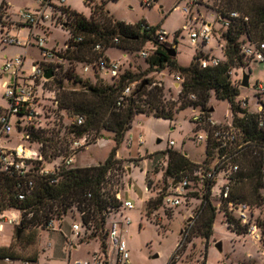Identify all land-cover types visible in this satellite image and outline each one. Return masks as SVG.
Masks as SVG:
<instances>
[{
    "label": "rangeland",
    "instance_id": "rangeland-1",
    "mask_svg": "<svg viewBox=\"0 0 264 264\" xmlns=\"http://www.w3.org/2000/svg\"><path fill=\"white\" fill-rule=\"evenodd\" d=\"M146 0H66V4L72 9L91 17L98 11V6L103 4L106 9L116 18L132 24L146 22L148 25L164 29L169 33V38L176 44V59L179 65H189L195 54L203 51L216 56L224 57L219 48V42L226 45L223 36L226 27L223 26L217 8L220 0H153L148 5ZM2 0H0V3ZM6 16H3L4 24L10 27L25 25L21 21L19 11L25 8L34 9L38 6L37 0H4ZM10 4H9V3ZM202 22H212L214 24V37L209 43L199 41L192 43L190 38V29L185 26L199 27ZM1 30V28H0ZM28 27L23 30V38L28 34ZM37 33L41 30L37 29ZM141 33H145L142 27ZM31 33V37H32ZM69 31L60 26L54 25L47 32V41L44 49H53L58 52L64 50L67 41L70 38ZM34 41L36 38H33ZM59 42V43H58ZM140 45V42L137 43ZM155 42L152 39H146L139 51H128L118 47H109L106 51L108 57L112 60H118L122 64L121 72L131 71L141 75V81L146 77H152L163 84L164 93L168 100H177L182 90V82L175 78V71L168 68L147 72L149 64L147 57L141 54L146 51L150 56L153 52ZM18 55L25 56L24 68L29 70L33 62H40L46 59L45 52L34 42L28 46L19 44H6L0 42V108L3 105L8 106V99L5 97L3 82L10 78L9 72L3 70V64L7 57L14 58ZM70 64L66 63V67ZM72 66V65H71ZM84 63H73L74 71L83 79H90L96 82L97 78L103 79L108 84L115 82L114 76L106 70L91 68L89 71L83 69ZM243 67H235L234 72L242 75ZM249 69V67H248ZM252 71L249 87H241L239 99H249L246 108L249 111L258 109L255 84L257 81L264 82V62H250ZM175 82L180 84H175ZM51 84V83H50ZM47 87L55 88L54 82ZM67 88H80V84L72 82L64 83ZM55 99L57 93H55ZM50 91H46L45 98L37 104V110L40 113L39 121L47 130L54 127L63 128L73 124V116L66 110L56 109ZM210 105L214 107L212 117L217 122H224L226 118H233V113L228 100L212 97ZM195 113L194 107H186L175 112L173 118H164L154 115L152 112L136 113L131 127L127 130L124 140L118 145L115 135L112 131L102 129L101 136L97 141L92 142L75 156L77 166L97 165L105 162L116 148L117 158L121 160V165L116 164L117 170L108 184V192L112 195L119 191L123 199H130L134 202V208L120 209L115 208L113 213L108 214L107 221H119L130 218V223L125 225L130 250L131 264H168L171 257L175 255L176 264H264V206L256 208L255 221L261 225L257 233L260 238L253 237L249 233L237 234L226 225V216L224 212H216L217 217L213 226V234L206 239L201 232L202 217L205 210L202 209V198L196 191L198 186L193 184L187 191V202H183L177 207L168 206L164 200L157 208L149 207V200L157 199L159 196L174 192L171 189V177L166 175V170L157 166L156 160L162 156L168 155L169 149H176L187 153L191 161L197 164L203 163L207 158V144L205 141H198L194 138L196 124L192 120ZM13 129L9 136L0 132V146L13 148L18 143H24L30 146L27 140L22 139L23 130L17 126L18 116H13ZM38 121V122H39ZM23 126L28 123L22 121ZM49 134V133H48ZM143 136L144 142L139 143V136ZM134 137L132 145L128 144V139ZM158 139L161 141L158 142ZM174 140L175 145L170 146L169 141ZM33 148H39L38 143L32 144ZM56 158L48 165L53 166L59 162ZM119 167V168H118ZM147 176V177H146ZM151 181L152 190H146V184ZM221 182V181H220ZM219 184V182H218ZM218 186L216 187V191ZM206 209V208H205ZM80 215L76 210L68 212L63 228L68 238H72L76 249L71 252V259L91 258L95 251L101 249V242L92 236L93 227L86 228L83 231L87 235L78 240L72 236L71 224L74 217ZM35 239L31 242V231H24L23 241L17 240L18 224H7L5 230L0 235V245H12L15 253L24 259H32L40 253L39 264H45L44 258H47L52 252L47 249L48 241L57 243L62 237L57 231H49L45 227H36ZM33 230V231H34ZM21 233V231H20ZM84 236V232H82ZM66 239H64L65 246ZM62 240V239H61ZM220 244V246H219ZM68 259V252L65 260ZM55 259L50 263L58 264ZM65 260L59 264H65ZM0 264H8L0 258ZM21 264V263H16Z\"/></svg>",
    "mask_w": 264,
    "mask_h": 264
},
{
    "label": "trees",
    "instance_id": "trees-1",
    "mask_svg": "<svg viewBox=\"0 0 264 264\" xmlns=\"http://www.w3.org/2000/svg\"><path fill=\"white\" fill-rule=\"evenodd\" d=\"M217 12L222 19L229 17L230 12L238 11L240 16L230 18V24L223 32L226 40L224 57L217 65L203 67L200 63L202 57H208L203 51L195 54L192 62L187 66L178 64L176 55H171L168 47L174 44L157 42L155 32L158 28L148 25L146 22L132 24L124 20L116 19L103 4L98 6V11L91 17L72 9L70 6L58 7L53 10L54 16H58L57 25L66 28L70 33L67 48L60 52L68 63L64 76L55 78V91L59 99L60 108L71 116L83 115L85 123L76 125L73 123L60 129L52 130L28 128L31 140L43 143L45 155L54 153L59 146H67L72 134L83 135L87 132L101 136V130L112 131L119 145L125 138L127 130L131 127L133 118L139 112H152L154 115L164 118H173L176 111L186 107H201L210 110L211 98L228 100L233 113L234 122L241 127L245 136L258 146H264V128L259 126V113L249 111L238 103L241 94L240 82H233L229 71L233 67L250 69L252 60L241 52V44L246 40L251 43L264 41V0H220ZM5 2L0 3V22L7 15ZM245 17H248L246 19ZM142 27L145 33H141ZM81 36L82 40H76ZM117 39V40H116ZM146 39H152L156 48L147 57L149 68L179 73L184 81L182 90L177 100H168L164 93L163 84L159 85L152 77H146L148 81L140 89L141 83L133 93L125 96L118 104L124 88L132 81L141 79V74L126 71L114 77L113 84L106 83L97 78L96 82L83 79L73 68V63H92L98 61L103 54L95 49L96 44L101 43L104 50L109 47H118L123 50L139 51ZM140 42V45L137 43ZM177 52L176 46H174ZM259 62H264L259 61ZM72 65V66H71ZM143 79V80H145ZM65 82L80 84V88H67ZM142 82V81H141ZM194 95L195 98H191ZM49 133V134H48ZM121 160L117 158L116 148L105 162L97 165L76 166L64 169L62 177L56 184H51L44 177H36L32 191L25 199L20 200L16 195L15 176L4 175L1 177L2 192L0 193V209L14 208L21 211V222L18 225L21 233L17 240L22 242L24 231H31V242L35 239L36 227H44L52 218L66 216L76 206L83 212V224L93 227L92 236L106 246L108 221L107 216L115 208H119L121 202L115 195L103 192V187L108 186L107 175L112 170H117L116 164ZM121 165V164H120ZM199 164L194 163L185 153L176 150H168V166L166 175L171 179H181L194 171ZM119 168V167H118ZM264 158L263 151L254 153L248 151L242 159V171L233 185L232 197L247 201L256 207L264 206ZM110 183V181H109ZM91 194V195H89ZM164 200V195L157 199L149 200V207L157 208ZM202 209L205 210L202 217L201 232L206 239L213 234V226L217 217L212 203L206 199L202 201ZM206 208V209H205ZM226 225L237 234L247 233L244 226L231 213L225 212ZM259 228L261 225L259 224ZM34 230V231H33ZM63 240L66 238L62 235ZM0 257L20 258L12 245L0 246ZM37 261V257L32 258ZM175 255L168 264H176Z\"/></svg>",
    "mask_w": 264,
    "mask_h": 264
},
{
    "label": "built area",
    "instance_id": "built-area-1",
    "mask_svg": "<svg viewBox=\"0 0 264 264\" xmlns=\"http://www.w3.org/2000/svg\"><path fill=\"white\" fill-rule=\"evenodd\" d=\"M153 0H146L148 5H151ZM38 6L34 9L25 8L19 11L21 21L28 25L29 32L23 38L22 34L13 32V28L7 24H0V42L6 44H19L22 46H28L36 42L41 46L45 52L46 59L44 61L33 62L30 69L27 70L25 66V56L18 55L14 58L7 57L3 64V70L9 72L10 78L3 82V88L5 91V97L8 99L9 105H3L0 108V132L9 136L13 129L12 117L18 116L17 126L23 130L22 139L27 140L30 146H25L24 143H18L13 148H6L0 146V193L2 192L1 177L6 175L15 176L18 181L16 184V195L20 200L26 198L30 191H32L35 185L36 177H44L48 179L51 184H56L62 177L64 169L76 167L75 156L77 153L91 144L97 141L99 137L95 133H85L83 135L72 134L68 140L67 146H59L54 153L45 155L43 152V143L39 141L31 140L30 132L28 128L34 126L36 129H45L44 125L39 121V115L41 112L37 110L36 105L41 103V99L45 98L46 91H50L52 97H54L55 107L59 109V102L55 99V88L47 87V84H52L55 78H61L64 76L66 70V63L68 61L59 55L64 50L58 52L53 49H44L43 46L47 41V32L50 28L57 24L60 15L54 16L53 10L58 7H66V0H37ZM240 13L238 11H232L229 17L224 18L223 26L226 28L230 24V18L238 17ZM248 19V17H245ZM190 29V38L192 43L202 41L203 43H209L214 35V24L212 22H202L199 27L185 26ZM41 30V33H37L36 30ZM31 33L34 34L31 37ZM156 40L160 43L176 44L169 38V33L164 29H157L155 32ZM220 37L223 38L221 32ZM33 38H36L34 41ZM76 40H82L79 36ZM117 40V39H116ZM224 42L226 41L223 38ZM219 48L225 50L226 45L219 42ZM156 48L154 46L153 50ZM95 49L99 52L103 51L98 61L92 63H84L83 69L89 71L92 67L98 70H106L112 76L117 77L121 73L122 64L118 60H112L106 54L104 47L101 43L96 44ZM241 52L246 58L252 61L264 60V41L251 43L244 41L241 44ZM144 56H149L146 51H141ZM222 59L218 56L210 55L202 57L200 63L203 67L209 65H217ZM76 63V62H75ZM70 64V63H69ZM233 67L229 73L233 82H242V75H237L234 72ZM48 69H52L53 75L46 77L45 72ZM243 71H248L244 68ZM249 72V71H248ZM251 74V73H250ZM175 78H178L180 82L184 81V78L180 74H174ZM140 80L130 82L123 90L122 96L119 98L118 104L125 96H129L133 93L136 87L140 84ZM50 84V85H51ZM180 84V83H178ZM162 85V83H159ZM256 97L258 101V109L252 112L259 113V126L264 128V82L257 81L255 84ZM191 98H195L194 95ZM238 103L242 107H246L249 103L248 98L243 100L239 99ZM195 113L192 116V120L195 122L196 127L194 132V138L198 141H205L207 144V158L199 164L193 172L188 173L181 179H171L172 193L164 194V202L170 207H177L183 202H187L188 188L193 184L198 186L196 191L206 201H210L214 206L216 212H229L240 223L247 226V233L250 232L253 237L260 238L259 226L255 221L256 206L247 201L240 200L232 197V188L236 180L239 178L242 171V159L248 151L254 153L263 151L264 158V146H258L252 140L245 136L244 131L233 120V118H226L224 122H217L212 117V111L204 110L201 107H194ZM26 120L27 125L23 126L22 121ZM39 121V122H38ZM73 123L76 125H83L85 123V117L83 115H75ZM134 137L128 139V144L132 145ZM138 141L140 144L144 142L143 136H139ZM38 143L39 148H33L32 144ZM170 146L175 145L174 140L169 141ZM23 149V150H21ZM119 156V154L117 153ZM60 158V161L53 166H49L50 162H53L56 158ZM157 166L162 169L168 166V155L160 157L156 160ZM264 174V169H263ZM114 175V170H110L107 175V184ZM147 177V176H146ZM221 181V182H220ZM219 182V184H218ZM152 182L149 180L146 184V190H152ZM218 189L216 191V187ZM108 190L107 186L103 187V192ZM91 195V194H89ZM116 199L121 202L120 209L134 208L135 204L130 199H123L121 193L116 191L114 194ZM264 199V191L262 193ZM76 210L79 217H74L71 224L72 236L78 240L83 239L87 233L83 231V212H81L76 206L72 207ZM113 213L112 211L109 214ZM21 211L14 208L0 209V235L5 230L7 224L19 225L21 222ZM66 216L52 218L44 227L49 231H59L67 238V248H73L74 242L72 238H68L67 233L63 228V223ZM130 218H125L122 221L117 219L108 223L107 236L105 238L106 246H102L101 249L95 251L91 258H79L73 261V264H131L130 250L128 248V240L126 235L125 225L129 224ZM87 228V227H86ZM84 232V236H82ZM101 242V241H100ZM52 246V242L47 243V247ZM7 260L11 258L6 257ZM23 264H39L38 261L33 259H24Z\"/></svg>",
    "mask_w": 264,
    "mask_h": 264
},
{
    "label": "crops",
    "instance_id": "crops-1",
    "mask_svg": "<svg viewBox=\"0 0 264 264\" xmlns=\"http://www.w3.org/2000/svg\"><path fill=\"white\" fill-rule=\"evenodd\" d=\"M27 27H28V25H22V26L13 28V32L22 34L23 33V30H25V28H27ZM222 52H224V51L222 50ZM207 54L213 56V54H210V53H207ZM218 57L220 59H222L220 56H218ZM175 84H178V83L175 82ZM187 156H188V154H187ZM56 233L60 234L61 237L63 235V233L62 232H59V231H57ZM61 239L58 240L57 243H54V244L52 243V246L47 247V249L49 251H51V252L53 251V252L49 256H47V258H44L43 259L44 261H46L45 264H52V263H50V261L53 260V259H55L54 261H56L58 264L59 263H62L63 260H65V257H66V253L67 252H68V259L65 260V264H73V261L74 260L71 259V252H72V250L76 249L77 246L74 244L75 246L73 248H71V249L70 248H67L65 246V242H64L63 238H61ZM48 242H50V241H48ZM0 246H2V245H0ZM36 257H37V261L39 262L40 253ZM0 258L3 259V261H5L8 264H16V263L23 264V259L21 257L20 258H11L10 260H7L6 258H3V257H0Z\"/></svg>",
    "mask_w": 264,
    "mask_h": 264
},
{
    "label": "water",
    "instance_id": "water-1",
    "mask_svg": "<svg viewBox=\"0 0 264 264\" xmlns=\"http://www.w3.org/2000/svg\"><path fill=\"white\" fill-rule=\"evenodd\" d=\"M168 50L171 52V55H176V49L175 47H168ZM53 75V71L52 69H48L46 70L45 72V76L46 77H51ZM250 78H251V74L250 72L248 71H243V74H242V82H241V85L243 87H249L250 86ZM148 83V81L145 79L141 82V85H140V89L146 85ZM214 110V107H211L210 111H213ZM161 140L158 139V142H160ZM185 155H187V153H185ZM20 234V229H18V235ZM220 246V244H219Z\"/></svg>",
    "mask_w": 264,
    "mask_h": 264
},
{
    "label": "bare ground",
    "instance_id": "bare-ground-1",
    "mask_svg": "<svg viewBox=\"0 0 264 264\" xmlns=\"http://www.w3.org/2000/svg\"><path fill=\"white\" fill-rule=\"evenodd\" d=\"M21 150H23V149H21Z\"/></svg>",
    "mask_w": 264,
    "mask_h": 264
}]
</instances>
